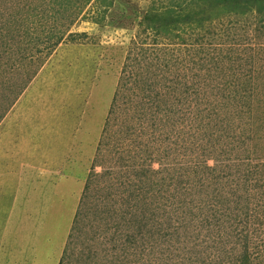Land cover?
Masks as SVG:
<instances>
[{"label": "rangeland", "instance_id": "1", "mask_svg": "<svg viewBox=\"0 0 264 264\" xmlns=\"http://www.w3.org/2000/svg\"><path fill=\"white\" fill-rule=\"evenodd\" d=\"M200 1L0 0V264H264V1Z\"/></svg>", "mask_w": 264, "mask_h": 264}, {"label": "trees", "instance_id": "2", "mask_svg": "<svg viewBox=\"0 0 264 264\" xmlns=\"http://www.w3.org/2000/svg\"><path fill=\"white\" fill-rule=\"evenodd\" d=\"M208 1L214 3V2H218V1H223V0H201L200 4L202 5L204 2L206 3L205 6L207 5ZM228 1H234V0H228ZM247 1V0H246ZM248 1H252L251 2V9L254 8H258L257 5L252 4L253 2H260V5H262L264 0H248ZM197 2H199V0H197ZM181 8H177L175 6L168 8L169 11L172 12V14L170 16H165L164 18L158 19L161 16H151L150 14H146V19L150 20L151 23L153 22L154 25H150V26H154L155 28V34L157 36H162L163 33L165 32H170L169 34L171 35V39L173 38V40H175L177 37H179L178 32H176L179 29H185L188 28L189 26L193 25L191 29H195L197 27L196 23L198 24V22L202 23V19L206 16V7H201L200 9H185L182 7V4H180ZM190 8V7H189ZM248 8V10L250 9ZM263 9L262 8H258L259 12H261ZM154 20V21H153ZM204 20V19H203ZM176 29V30H175ZM175 30V32L173 33V31ZM166 34V33H165ZM168 35V34H166ZM177 40V39H176ZM150 80L147 79L146 82L143 83V85H147V82H149ZM142 85V87H143ZM159 105H156V108ZM217 214H215L216 216ZM217 219L222 220L223 215L220 216L219 215L216 216ZM207 221V219H206ZM239 264H253L252 258L250 256V254L248 253H244L243 256L240 258V260H238Z\"/></svg>", "mask_w": 264, "mask_h": 264}]
</instances>
